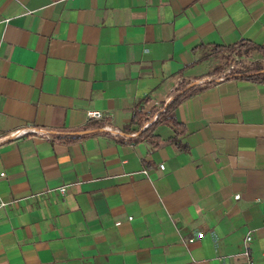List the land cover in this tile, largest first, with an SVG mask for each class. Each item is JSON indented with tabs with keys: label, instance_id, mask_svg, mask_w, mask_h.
<instances>
[{
	"label": "crops",
	"instance_id": "obj_1",
	"mask_svg": "<svg viewBox=\"0 0 264 264\" xmlns=\"http://www.w3.org/2000/svg\"><path fill=\"white\" fill-rule=\"evenodd\" d=\"M240 40L264 0H0V264H264V80L193 86Z\"/></svg>",
	"mask_w": 264,
	"mask_h": 264
},
{
	"label": "built area",
	"instance_id": "obj_2",
	"mask_svg": "<svg viewBox=\"0 0 264 264\" xmlns=\"http://www.w3.org/2000/svg\"><path fill=\"white\" fill-rule=\"evenodd\" d=\"M256 62H260L261 64L264 65V58L262 57L261 53L254 50V53H241L238 55H233V59L231 60V63H229L227 66H221L224 71L218 75H215L214 77H207L205 79H199L193 82L194 86H203L205 84L211 83L213 81L220 82L225 80L227 77H234L235 74H238L245 69H249L251 65H253ZM222 64V63H221ZM264 72V69L262 70ZM88 117L95 119V120H108V116L104 115L100 111H89L88 112ZM101 131H106L110 132L112 135L116 136V132H112L109 127H102L100 128ZM34 134L36 136L42 137L47 140L53 139L54 135H58L61 133L54 132V131H48L46 129H37V128H25V129H20L17 130L13 133H11L7 137L11 138H18L20 136H23L25 134ZM1 141V140H0ZM160 169H163V165H160ZM4 174L0 173V178L3 177ZM60 193L65 192V187H61L58 189ZM238 199V197H235ZM4 206V203L0 202V207ZM130 219V218H129ZM120 223L117 222L116 225L118 226ZM251 237L247 236L246 237V242H250ZM243 255L246 257L247 260H249V254L247 251L243 252Z\"/></svg>",
	"mask_w": 264,
	"mask_h": 264
},
{
	"label": "trees",
	"instance_id": "obj_3",
	"mask_svg": "<svg viewBox=\"0 0 264 264\" xmlns=\"http://www.w3.org/2000/svg\"><path fill=\"white\" fill-rule=\"evenodd\" d=\"M243 49L244 52H247L248 50H256L261 53L262 57L264 58V48L261 46H257L255 44H252L250 42H247L245 40H240L236 45L229 46V47H215V50L217 53L224 52V51H236L239 52V50ZM264 69V65H259L257 68L253 69H245L244 71L235 74L234 78L238 79H245V80H257L261 79L264 80V72L262 71ZM192 87L184 88L181 93L177 94L165 107L164 110L157 115L156 121H154L152 124H150L147 128H145L141 133V135H144L148 131H152L154 127L162 122H166L170 125H172L174 128H176V119L174 116V111L177 108V106L182 102V100L187 96L188 93L192 91Z\"/></svg>",
	"mask_w": 264,
	"mask_h": 264
},
{
	"label": "rangeland",
	"instance_id": "obj_4",
	"mask_svg": "<svg viewBox=\"0 0 264 264\" xmlns=\"http://www.w3.org/2000/svg\"><path fill=\"white\" fill-rule=\"evenodd\" d=\"M225 54L217 57L218 59H220V62L222 63V65L224 66H227L229 63H231V60L233 59V55H238V54H241V53H251L253 54L254 53V50H248L247 52H244L243 49L239 50V52H236V51H224ZM259 65H262L260 62H256L254 63L253 65H251V67L249 69H253V68H257Z\"/></svg>",
	"mask_w": 264,
	"mask_h": 264
},
{
	"label": "water",
	"instance_id": "obj_5",
	"mask_svg": "<svg viewBox=\"0 0 264 264\" xmlns=\"http://www.w3.org/2000/svg\"><path fill=\"white\" fill-rule=\"evenodd\" d=\"M193 86H194V84H193Z\"/></svg>",
	"mask_w": 264,
	"mask_h": 264
}]
</instances>
